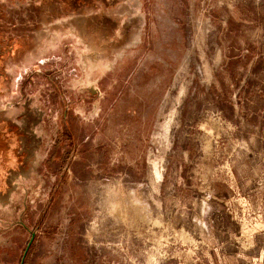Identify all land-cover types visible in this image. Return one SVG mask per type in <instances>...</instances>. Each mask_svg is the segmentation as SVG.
I'll list each match as a JSON object with an SVG mask.
<instances>
[{
	"label": "rangeland",
	"instance_id": "rangeland-1",
	"mask_svg": "<svg viewBox=\"0 0 264 264\" xmlns=\"http://www.w3.org/2000/svg\"><path fill=\"white\" fill-rule=\"evenodd\" d=\"M0 54V264H264V0H0Z\"/></svg>",
	"mask_w": 264,
	"mask_h": 264
},
{
	"label": "flooded vegetation",
	"instance_id": "flooded-vegetation-1",
	"mask_svg": "<svg viewBox=\"0 0 264 264\" xmlns=\"http://www.w3.org/2000/svg\"><path fill=\"white\" fill-rule=\"evenodd\" d=\"M3 39L6 40L5 38ZM17 51H19V48L15 46L13 51L10 52V55L14 56ZM1 55L4 54H0V56ZM1 59H5V57ZM6 76L7 74L0 70V83ZM25 120L26 114L19 115L16 120L0 118V176L4 173L8 175L13 162L24 166L27 153L24 144L28 141L27 126L24 124ZM30 140H32V137H30ZM16 168H18V166Z\"/></svg>",
	"mask_w": 264,
	"mask_h": 264
},
{
	"label": "crops",
	"instance_id": "crops-1",
	"mask_svg": "<svg viewBox=\"0 0 264 264\" xmlns=\"http://www.w3.org/2000/svg\"><path fill=\"white\" fill-rule=\"evenodd\" d=\"M26 152L29 154L26 153L25 165H27L28 161L30 162L32 159V156L35 157L36 154L31 153L29 150ZM17 166L18 168H16ZM11 167L8 175L4 173L0 176V209H3V211L9 209L10 205L14 203L19 195H24L25 202L29 196L28 182L31 179L30 174L32 171L29 169L26 170L23 165H18L16 162H13ZM21 186L23 189L20 188Z\"/></svg>",
	"mask_w": 264,
	"mask_h": 264
},
{
	"label": "water",
	"instance_id": "water-1",
	"mask_svg": "<svg viewBox=\"0 0 264 264\" xmlns=\"http://www.w3.org/2000/svg\"><path fill=\"white\" fill-rule=\"evenodd\" d=\"M34 239H35V235L33 234L32 238H31V240H30V242H29V244H28V247H27V249H26V251H25V254H24V257H23V260H22L21 264H24V261H25L26 255H27V253H28V251H29V249H30V247H31V245H32V243H33V241H34Z\"/></svg>",
	"mask_w": 264,
	"mask_h": 264
},
{
	"label": "bare ground",
	"instance_id": "bare-ground-1",
	"mask_svg": "<svg viewBox=\"0 0 264 264\" xmlns=\"http://www.w3.org/2000/svg\"><path fill=\"white\" fill-rule=\"evenodd\" d=\"M159 176H160V174H159ZM161 178V177H160Z\"/></svg>",
	"mask_w": 264,
	"mask_h": 264
}]
</instances>
